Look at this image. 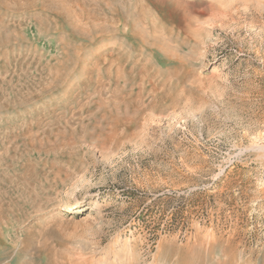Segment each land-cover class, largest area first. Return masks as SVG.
Masks as SVG:
<instances>
[{
    "label": "rangeland",
    "instance_id": "374dc122",
    "mask_svg": "<svg viewBox=\"0 0 264 264\" xmlns=\"http://www.w3.org/2000/svg\"><path fill=\"white\" fill-rule=\"evenodd\" d=\"M0 264H264V0H0Z\"/></svg>",
    "mask_w": 264,
    "mask_h": 264
},
{
    "label": "bare ground",
    "instance_id": "6f19581e",
    "mask_svg": "<svg viewBox=\"0 0 264 264\" xmlns=\"http://www.w3.org/2000/svg\"><path fill=\"white\" fill-rule=\"evenodd\" d=\"M139 110H140V108H139ZM144 110V109H143Z\"/></svg>",
    "mask_w": 264,
    "mask_h": 264
}]
</instances>
